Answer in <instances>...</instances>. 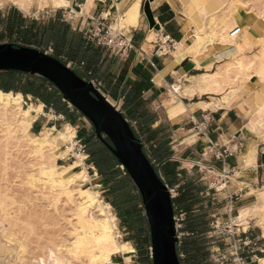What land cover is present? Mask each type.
<instances>
[{"label": "crops", "instance_id": "crops-1", "mask_svg": "<svg viewBox=\"0 0 264 264\" xmlns=\"http://www.w3.org/2000/svg\"><path fill=\"white\" fill-rule=\"evenodd\" d=\"M66 1L69 2V6L65 8H73L75 15L79 16L74 21L63 20L61 12L45 20L33 18L30 14H24L15 8L0 10V36L8 38L7 43L35 47L49 54L57 52L58 58L65 63L83 62L82 67L76 72L85 80H97L101 83L99 88L101 92L122 106L123 116L142 142L144 153L150 162L157 163L158 168L153 163L152 165L163 182L168 187L179 184L178 194L172 198L174 211L179 209L176 200L189 197L190 187L195 189L196 198L199 194L209 193L207 191L209 186L205 187V181L202 180L204 177L197 179L189 174L193 167L202 168L205 160L203 156L200 157L202 149L209 148L214 143L224 145L237 135L242 136L244 148L239 154L227 158L225 162L214 159L211 161L213 165L215 164L220 176L229 178L227 187L232 186L231 190H225L221 199H226L227 205L234 208L241 202L245 203L254 194L253 191L259 189V185L264 183V151L259 154L255 145L248 143L253 135L259 138L260 136L248 127L250 116L248 105L244 102L248 97L247 90L245 88L237 90L227 105L196 107L195 104L201 101L210 104L212 98H221V92H199V88L202 87L200 77L205 73L215 72L214 68L227 60L229 54L236 51V45L244 46L243 31L249 36V40L255 39L254 30L248 18L242 15L234 17L236 25L231 32H236V45H221L225 43L209 45L196 55L195 52L188 51L186 48L193 44L195 27L188 22L180 0H149V7L158 28H151L142 13L145 0H93L88 6L87 0ZM118 7H120L119 11ZM131 7L134 9L133 16H128L125 26L120 27L126 28L128 32L126 36L132 39L134 46L129 51L114 53L84 38V33L90 29L91 17L108 15L112 27L119 28L115 26L116 16L127 13ZM58 30L61 32L60 38L56 36ZM63 31L66 32L65 35ZM244 40L247 41V39ZM169 41L173 42L174 48H168ZM47 82L49 81L46 80L44 83L48 87ZM256 83V77L250 78L251 86ZM186 86L187 88H184ZM25 95L40 100L30 93ZM61 101L62 109L59 111L50 103L46 104L42 100L39 102L43 104L42 112L39 114L46 118L45 125L49 124V127H43L39 134L47 129L58 130L57 127L62 125L64 128L65 125L72 127L76 124L78 128L79 124L81 126L79 131L89 129L90 124L82 122L83 114L71 109L62 95ZM192 108H194L193 111ZM203 112H207L211 120L206 130L201 133L200 141L197 140L198 134L195 141L187 143L185 147H178L179 145L174 144L173 139L170 140V137L172 138L179 130L184 132L192 130V124L188 118L191 113H195L200 119ZM38 115L34 122L41 118ZM48 115L51 117L47 118ZM143 118H148L147 122H142ZM35 123L34 125L38 124ZM144 132H148L151 138L149 154L146 153L147 144L141 136ZM196 132V130L191 131L180 143L184 144V140ZM84 136L90 139L95 136V133L85 132ZM251 146L256 149L254 164L243 167L240 154L242 156ZM92 165L98 173L93 163ZM100 178L104 180L102 176ZM229 195H232L231 200L228 199ZM242 207L244 206L238 208L235 218L238 217ZM250 217L253 216H248L247 221ZM248 223L249 221L238 225H243L245 230L247 228L245 225ZM259 229L263 238L248 230V235L253 241L250 246L240 252L244 260L243 264H260V258H264V236L260 227ZM184 257L185 260L188 258L187 255ZM118 258L123 259V254L120 253ZM233 262L240 264L237 258L233 259Z\"/></svg>", "mask_w": 264, "mask_h": 264}, {"label": "rangeland", "instance_id": "rangeland-1", "mask_svg": "<svg viewBox=\"0 0 264 264\" xmlns=\"http://www.w3.org/2000/svg\"><path fill=\"white\" fill-rule=\"evenodd\" d=\"M194 2L199 3V0H180L183 9L188 3ZM204 2L206 7L205 17L207 18L204 23L207 24V26L203 32L194 28V35H200L204 32H207L210 35L214 33L216 38L209 45L213 46L214 44L218 43H225L221 44L224 46L233 44L236 45V32H231V29L236 25L234 17L236 18L238 15L248 18L252 29L254 30L255 39L249 40V36L243 31L242 40L244 42V46L239 47L236 45V51L234 52L235 54L231 53L235 56H233L235 59L234 61H230L229 67L227 66L228 71L230 72H227L226 76L229 77H224L227 78V80L223 78V85L225 84L224 86L226 88L229 84L234 83L233 81L236 80V78L242 77L244 72L243 68L247 63L251 62V65L254 68L264 65V0H205ZM0 3L1 11H5L9 7L15 8L24 14H30L33 18L45 20L58 12H61L62 14V11L65 9L52 8L50 5L40 8L37 4L38 0H33L27 10L21 9L19 4L14 3L12 0H0ZM69 8L70 7H68V9ZM64 11L67 13V10ZM7 39L8 38L6 37L0 36V44L4 42L7 43ZM244 39H247V41ZM245 49L247 50L244 51ZM46 53L48 52L46 51ZM195 54L197 55L199 52L196 51ZM229 59L230 57H228L227 60ZM223 63L224 62L219 63L216 68H214V71L219 69ZM236 71L239 76L236 74ZM21 79V82H24L25 76H22ZM2 83L3 80L0 79V84ZM259 84L261 87H263L264 79L260 82L257 81L254 86H251L249 83H247L243 88L247 90L249 95V90L253 89L257 85L259 86ZM98 90L101 92L100 89ZM22 97V106L24 108H27L30 104L35 106L41 102V100L33 99L30 95L22 94ZM106 97L120 112L122 111V106H119V103L114 102L108 96ZM193 109L194 108L191 110L193 111ZM39 116L41 118L35 121L38 123V126L34 125L35 122L33 121L30 129L28 130V133H31V135L33 134V136H41L45 134L46 130L44 133L39 134L38 132L43 127H49V124L45 125L46 118L40 114L38 117ZM50 117V115L47 116V118ZM0 118L2 121L0 123V126L2 127H0V240L3 242V244H11V247H8L9 244H7L5 252L0 251V264H5L7 261L10 262V264H61V253L57 250L62 248L60 245L70 242L72 238L70 235L72 224H77L76 215L74 213L75 208L73 204L69 202L63 195L59 196L56 200L52 196L50 197L51 194L48 190L49 188L44 186L42 183V176H44V174L38 172L40 163L42 161H46V156H41L32 151L26 145L25 138H22V136L14 130L5 128L3 116ZM82 120V122L87 123L88 125L90 124L91 127L89 125V129L86 131H84V129L79 131V128H81L79 124L78 128L76 124L72 125V128L75 130V137H73V151L69 152L64 157L57 158L55 162L58 164H68L76 159L74 153L87 155V157L84 159V163L90 178L89 182L80 183V187L90 188L91 190L96 191L101 201L104 204L108 203L110 205L108 211L113 215V233L115 239L120 242L128 241L132 247L131 253H124L123 259L121 260L118 258L120 253L111 254L112 260L117 262L119 260L120 263L124 264H152V259L150 257L151 243L149 225L144 214L141 196L133 181L128 176V181H126V183L118 185V187H120V191L122 192L118 201L122 207H131L129 215L123 211L117 212L116 209L110 204V200L112 199V196L109 194L110 184L98 176L97 171L90 162L91 155L89 154L88 146L86 145V150L84 153L77 150L78 146L76 145V140L78 138H82L83 142H86L88 138L87 136H84L85 132H87V134H94V128L89 120L85 116H82ZM9 122L12 123V121ZM62 127L63 125L57 128L58 130H61L63 129ZM191 131H193V129L189 132L179 130L178 132H175L172 138L170 137V140L173 139L174 144L179 145L178 147H185L187 146L186 144L188 141L184 140V144H181L180 141L189 135ZM200 135L201 134H198V141H200ZM141 136L143 141L147 144L145 147L146 153L149 154V141L151 139L149 137L150 134L148 132H144V134L141 133ZM91 138L92 137H90V139ZM91 140L95 139L92 138ZM97 141L91 142L90 149L95 150L99 148L101 142L99 139H97ZM248 143L254 144L259 154L262 153L261 151H264V137L259 138L256 135H253ZM60 149H65V146L61 144L56 152L58 153ZM207 150V147L202 149L200 157L202 154L205 155ZM48 153L49 151L46 150V154ZM204 159L205 160L203 164H213L211 161L213 159L210 158L209 153L204 156ZM152 163L155 165V167L157 166L156 162ZM242 166L244 167L243 164ZM115 168L119 170L117 181H120V179L125 177L126 174L124 169L121 168L120 164L116 165ZM78 169H80L79 166L74 170ZM189 174H192L193 178L197 179H202V177H204L202 180L205 181V187L207 188L209 183L217 182L220 176L219 172L217 171L209 173L206 170L201 171L199 167L198 169L193 167ZM261 186L262 183L259 185V187ZM45 188L47 189L45 190ZM227 189L231 190L232 186L227 187L224 190H219L218 184H216L215 187L209 188L207 190L209 192L207 195L199 194V197L197 198L198 202L194 205V212L203 210L208 227V230L202 236V240L204 241V250L202 251V254H204V259L202 264H234L230 257V252L233 251L232 236L228 235V231L232 232V227H234L232 226L233 223L231 222V218L237 215L238 208H240L242 205L245 206L254 202L255 195L252 194V196L248 198L245 203L241 202L234 208L229 206V204L227 205L226 199H221L226 192L225 190ZM40 193H42V195ZM1 207H3V209H1ZM230 209H232L231 212ZM126 218L128 220H126ZM233 221L235 224L238 223V221L235 219H233ZM248 221L249 223L245 225L247 226V230L252 231L254 234H258L260 237H262L260 229L256 223V218L250 217ZM183 227L184 223L182 222L181 230ZM239 227L242 229L243 225H239ZM185 236L186 235L180 237L181 243ZM17 243H19L20 246H14ZM181 243L178 244V248H180ZM180 258L182 259V264H187L184 261L185 257L182 252ZM78 261L79 260L73 259V262H77V264L79 263Z\"/></svg>", "mask_w": 264, "mask_h": 264}, {"label": "bare ground", "instance_id": "bare-ground-1", "mask_svg": "<svg viewBox=\"0 0 264 264\" xmlns=\"http://www.w3.org/2000/svg\"><path fill=\"white\" fill-rule=\"evenodd\" d=\"M12 1L14 3H18L21 9L27 10L33 0ZM92 1L93 0H87V6L92 4ZM204 1L205 0H199V3H188L184 6L188 22L192 23L198 31L202 32L207 26V24L204 23L207 19L205 17L206 7ZM37 4L40 8L48 5H50L52 8H65L69 6V2L66 0H38ZM117 10L119 11L120 7H118ZM133 10V7H131L127 13L117 15L115 26H119V28L125 26L127 17L133 16ZM215 38L216 35H214V33L211 35L207 32H204L200 35L195 34L193 38L194 41L192 42L193 44L187 46L186 48L188 51H197L201 53L207 48V46H209L210 43L215 40ZM228 56L230 57V59L225 60L223 65L219 69H217L213 73H205L200 77L202 81L200 82L202 84V87L199 88V92H221V98H210L212 100V103L210 101V104H208L209 102L206 103L201 101L200 103L195 104L196 107L199 105H201L202 107H206L209 105H213L215 107H218L220 105H227L235 96L237 90L243 88L247 83H249L250 78L256 77L258 82L264 79V65H260L258 66V68H254L249 61L250 63H247L243 68L244 72L242 77H238L236 78V80L233 79L234 83L229 85L227 84L228 86L225 88V84L223 85V78L227 75V72H230L228 71L230 61H234L235 59V56L233 54H229ZM224 79L227 80V78ZM187 86L184 88H187ZM263 88L264 86L261 87L259 84V86L257 85L253 89L249 90L250 94L244 101L248 105V114L250 116L248 127L252 132L259 135L260 137H264ZM183 93L185 94V90L183 91ZM22 103L23 97L20 92L14 93L12 91L4 92L0 90V117L3 116L4 118L3 123L5 125V128L14 130L15 132L19 133L22 138H25L26 145L32 151L41 156H46L45 162H38L40 163L38 172L44 174V176H42L43 185L49 188L48 190L51 194L50 197L52 196L56 200L59 196L63 195L69 202L73 204L75 208L74 213L76 215L77 224H72V230L70 232L72 238L70 242L60 245L62 248L57 250L61 253V264H77V262H73V259L79 260L78 264H124L112 260L111 254L123 253L124 255V253H131L132 247L128 241L120 242L115 239L113 233V215L108 211L110 205L108 203L104 204L99 198V195L96 191L91 190L90 188L80 187V183L89 182L90 178L84 163L86 154L74 153L76 159L68 164H58L55 162L57 158L64 157L69 152L73 151V137L75 134V130L70 125H65V127L61 130L47 129L46 133L41 136H33L29 134L28 130L31 127L32 122L36 119L37 115L42 112L43 104L39 103L37 106L30 104L27 108H24L22 106ZM9 121H12V123H10ZM1 122L2 121L0 118V123ZM196 134H198V132L187 137L185 140L188 141V143L195 141L194 139L196 137ZM68 143L71 145H69ZM61 144L65 146V149H60V151L57 153L56 150ZM46 150L49 151L48 154H46ZM255 153V147L251 146L248 151L241 156L242 164L245 167L254 164ZM78 166L80 167V169L74 170ZM46 189L47 188H45V190ZM253 193L255 194V201L242 207L239 210V215L237 218H235V220L238 221L237 224H240V222L247 223L248 216H253L254 218H256L258 227L261 228L262 234L264 236V183L259 189L254 190ZM40 194L42 195V193ZM1 209H3V207H1ZM1 242L2 241L0 240V251L5 252L6 246L9 243L3 244V242ZM14 246L18 247L20 246V244L17 243ZM8 247H11V244H9ZM259 261L260 264H264V258H260ZM5 264H10V262L7 261Z\"/></svg>", "mask_w": 264, "mask_h": 264}, {"label": "water", "instance_id": "water-1", "mask_svg": "<svg viewBox=\"0 0 264 264\" xmlns=\"http://www.w3.org/2000/svg\"><path fill=\"white\" fill-rule=\"evenodd\" d=\"M149 26L155 24L149 0L142 5ZM0 70L38 75L51 82L63 100L74 106L94 128L95 136L127 171L142 200L149 225L152 264H181L176 244L174 209L168 186L143 151L142 142L123 114L91 80L83 79L67 64L38 48L0 44Z\"/></svg>", "mask_w": 264, "mask_h": 264}, {"label": "trees", "instance_id": "trees-1", "mask_svg": "<svg viewBox=\"0 0 264 264\" xmlns=\"http://www.w3.org/2000/svg\"><path fill=\"white\" fill-rule=\"evenodd\" d=\"M63 34L65 35L66 32L63 31ZM56 36L60 38L61 36L60 30L56 32ZM11 43L13 45H20L13 42ZM57 54H58L57 52H54L51 55L58 58ZM58 59L61 60L60 58ZM72 63H76V62H72ZM22 76H25L24 82H21ZM0 79L3 80V83L0 84V90L4 92H8V91L21 92L24 95L30 93L35 97L37 96L44 103L46 104L50 103V105H52L56 110L59 111L62 109L61 103L63 102L61 101L60 91L58 89H48V87L45 86L44 82L46 80L43 77H38L36 75H31L25 72H19L14 70H0ZM40 80L41 81L43 80L44 82H41ZM147 120L148 118H143L142 122H147ZM93 138L95 140L88 139L85 142V144L88 146L89 154L91 155L90 162L93 163L96 169L98 170L99 176H102V178L110 184L109 194L112 196V199L110 200V204L116 209L117 212L123 211L126 212L127 215H129L131 207L130 206L122 207L120 206V202L118 201L119 197L122 194V192L120 191V187H118V185L119 184L122 185L126 183V181H128L129 175L127 171L124 169L126 176L121 178L120 181H117V177L119 176V170L116 169L115 167L116 165H119V162L113 156V154L108 150V148L103 144L101 140H99L101 142L99 148L95 150L90 149L91 142L97 141L98 139L96 136H94ZM188 190H189L188 191L189 197L176 201L179 207L178 210L181 209L186 212V218L183 221L184 227L182 228V230L187 231L191 234L186 235L183 238L182 243L180 242L181 243L180 248H178V244H176V250L181 264H182V259L180 258L181 252L184 255L188 256V258L184 260L185 263L202 264L204 259L203 258L204 254H202V251L204 250V241L202 240V236L208 230V227L203 210H200L198 212L193 211L194 205L197 204L198 202V199L194 194L195 189L193 187H190ZM126 220L128 219L126 218Z\"/></svg>", "mask_w": 264, "mask_h": 264}, {"label": "built area", "instance_id": "built-area-1", "mask_svg": "<svg viewBox=\"0 0 264 264\" xmlns=\"http://www.w3.org/2000/svg\"><path fill=\"white\" fill-rule=\"evenodd\" d=\"M114 1H118V0H114ZM64 10H67V13ZM64 10L62 11V16H61L63 20L74 21L75 18L79 17V16H75V12L73 11V8H69V9L65 8ZM90 21H91L90 29L84 33V38L88 42L93 43L94 45L97 46L106 47L111 51H113L114 53H125L133 48L134 45L131 37L126 36L128 34L127 30H125V28H113L112 23L108 19V15H97L91 17ZM168 48L170 49L174 48L173 42L171 41L168 42ZM66 64L74 71H77L79 68L82 67L83 62H79V63L68 62ZM91 81L93 85L97 89H99L101 83L97 80H91ZM47 83H48V89H57L51 82H47ZM67 105L71 109L77 110L74 106H72L68 102ZM188 118L190 123L192 124V129L196 130L198 134H201L204 130H206L207 124L211 120V117L207 112H203L200 116V119L197 118L195 113H191ZM76 145L78 146L77 150L79 152H83V153L85 152L86 144L85 142H83L82 138H78L76 140ZM243 148H244V138L242 136L237 135L235 138H233L231 141L227 142L224 145H219L214 143L208 148V150L205 152V155L209 153L210 158L216 161L225 162L227 158L239 154ZM205 155L202 154L203 157ZM121 168L124 169L122 166ZM201 170H206L209 173H213L217 171L213 164H202ZM228 182H229V178L227 176H219L217 182L209 183V188H213L215 187L216 184H218V189L224 190L227 188ZM178 188H179V184L174 185L172 187H168V191L170 193L171 199L178 194ZM228 199L231 200L232 195H229ZM185 214L186 212L181 209L174 211L173 218L176 226V236L178 239L177 244L180 243L181 236L191 234L187 231L181 230V225L185 219ZM232 218L235 219V216ZM232 218H231L232 220L231 222L233 223L232 226H234L232 227L233 231L232 232L228 231L229 233L228 235L232 236L233 251L230 252V257L232 260L237 258L238 262L240 264H243L244 260L240 252L243 251L244 248L250 246L252 244L253 239L248 235V230L241 229L238 224L234 223Z\"/></svg>", "mask_w": 264, "mask_h": 264}]
</instances>
